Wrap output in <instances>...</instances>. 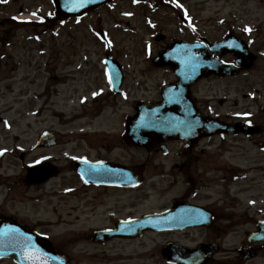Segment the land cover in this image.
I'll return each mask as SVG.
<instances>
[{"label":"rangeland","instance_id":"374dc122","mask_svg":"<svg viewBox=\"0 0 264 264\" xmlns=\"http://www.w3.org/2000/svg\"><path fill=\"white\" fill-rule=\"evenodd\" d=\"M167 1L171 2L174 8L167 5L158 6L155 14L147 16L149 8L145 5L140 6L131 17H127L122 13L131 12L130 3L119 0V3L93 14L79 24L73 21L63 24L56 29L59 36L52 40L48 37L49 31L45 32L44 26L16 23L12 20L20 16L19 14L30 17L31 11L42 13V10L45 7L48 9L50 5L48 0H1L0 2V116L6 117L9 125L7 129L6 124L0 122V152H7L4 153L5 158L0 159V165H2L1 173L5 171V175H14L5 176L8 181L2 180V182L16 186L15 191L26 196L29 192L25 190V183L22 181L27 164L37 160V155L49 154L52 151L60 152L55 153L60 155L61 159L57 165L63 169L59 178L39 184L41 186L38 187V191L32 192L34 195L37 194V197H34L36 201L29 205L18 203L17 206L24 213H27L24 208L26 207L31 210V215L39 216L41 229L56 238L57 244L70 257L71 264H169L161 252L163 245L169 240L194 248L202 240L210 237L211 232L203 229L188 230L182 234L173 231L149 232L141 238H114L105 244L92 240L94 227L111 226L117 219L142 216L144 213L159 210L179 194L180 187L172 190L164 189L166 184L160 182L161 167L156 168L151 165L145 168L146 182L144 181L145 184L136 189L80 188L81 190L74 196L69 192H62V189L68 185L80 184L74 177L76 173L72 171L71 156L74 153L92 160L121 159L122 163H131L133 159L134 164H141L146 158L155 159L156 161L153 162L155 164L161 158V154L150 155L145 149L137 147L131 151L121 144L119 135L122 130V112L114 108L112 103L108 107L107 102H100L97 114L101 108L104 111L106 107L110 114H118L116 135L110 137L98 133L91 135L89 139H84L85 135L78 136L72 133L78 131L80 126L69 125L66 130L64 129L66 127L64 121L68 117L77 113L83 116L85 111L94 108L93 103L89 106L82 104L83 97L68 99L69 95L75 96L73 94L76 92L73 93L75 87L72 83L65 82L64 78L67 74L79 73H74L75 77L71 79L78 80L75 84L79 85L80 90L88 84L84 82L86 80L96 81L104 92L108 90L105 83L99 80L102 74L94 75L97 71L85 67L80 71L74 70L78 68L76 64L85 62L92 64L91 69H96L105 55L104 43L97 41L92 34L93 25L100 30L104 27L108 30V40L112 43L109 46L110 51L126 68L128 86L134 90L132 95L134 100L144 96L154 98L158 96L157 82L162 79L163 73L162 70H154L150 65L151 61H146L148 55L145 54V43H149L154 55L166 44V41L155 39L158 34H164L169 39L185 35L189 30L182 26L183 10L188 8L189 15L194 19L193 23L212 39L222 38L228 31L244 36L252 43L251 48L258 56L254 67L245 75L231 80L203 81L200 85L204 92L200 97L208 98L210 104L223 114L241 116L246 112L257 116L256 120L264 123V111H262L264 110V0ZM109 11L113 13L112 18H108ZM50 48L54 49L55 55L50 61L52 64L48 65ZM42 52L48 53L42 54ZM67 62L74 64L68 66ZM32 63L33 66L30 65ZM39 63L43 64L40 65V69H36V64ZM49 67L52 70H48ZM89 73L91 74L88 76ZM36 94L40 97L38 98ZM130 103L127 104V110L124 112L133 111ZM38 110L40 112L37 117ZM55 112H63L66 117L61 118L53 114ZM106 124L107 120L103 118L99 126L105 127ZM47 128L65 131L67 136L60 135L58 144L53 148L28 151L22 160V149L32 147L35 138L41 136L43 130ZM240 141L243 143L242 155L228 153L238 149L232 146L231 138H227L222 148L216 147L214 152L208 154L209 165L198 167L199 171L212 169L206 177L211 186L210 194L214 201L220 200V204L227 207L224 211L232 217L234 224L232 231L236 232L225 240V248L228 252L229 249L245 242L244 232L254 229L255 219L264 218V213H261L264 212V156L258 154V150L250 141L246 139ZM218 142V139L214 141L216 144ZM117 144L120 145L117 147L119 150L115 148ZM66 154L69 156H64ZM132 154L134 156L130 157ZM235 164L250 168L251 172L250 170L248 173L245 170L231 171L228 165H232L235 169ZM181 177L182 174L179 175V178ZM222 177L225 178V182L219 183ZM228 180L234 182L231 183L230 194L227 193ZM251 180L256 181L252 187L249 185ZM239 182L246 183V187L238 186ZM96 202L98 206L95 205ZM90 203L94 204L92 211L83 213L84 204L89 207ZM110 210L113 211L116 219L112 218L113 215L109 216ZM105 216L108 220H105ZM222 254L234 256L235 253ZM217 259L220 264H225L222 258ZM235 264H264V253L251 262L237 261Z\"/></svg>","mask_w":264,"mask_h":264},{"label":"flooded vegetation","instance_id":"af4514ba","mask_svg":"<svg viewBox=\"0 0 264 264\" xmlns=\"http://www.w3.org/2000/svg\"><path fill=\"white\" fill-rule=\"evenodd\" d=\"M130 2H133L135 4L134 0H129ZM131 10L134 11V5H130ZM54 12V10H53ZM110 17H113V14L110 15ZM50 22L49 28H52L55 25H58L60 23H64V21L53 19L52 17H49L47 20ZM186 25H190L187 21H185ZM233 33L226 32L222 38L219 39H212L208 38L207 35L200 32L199 29L193 28L190 29V32L186 35V37H177V40L179 42H185L186 44L179 46L180 49H190L191 53L193 50H195L194 54L198 56L201 52L198 51V46L194 44H187L190 42H202V48L208 49L209 52H213L211 50V45L214 43H220L224 41V39ZM236 35V34H235ZM164 39L162 41H166V44L164 47H162L158 52L160 53L163 50H166L174 41L175 38L168 39L165 35ZM240 36V35H238ZM110 54L109 51L106 52V55ZM194 54L191 55L192 59L194 58ZM214 57L218 60L225 61L230 64H234L237 60L233 54H229L224 48L220 52L213 53ZM154 58L151 59L153 63ZM74 63L67 62L68 66H72ZM80 65V64H79ZM88 66H92V64H82V67L77 68V70H81L83 67L87 68ZM151 67L154 70H163L165 69V75L163 76L162 80L157 82V86L160 87L162 85H168L171 83L178 82V78L174 74V68L175 66H164V67H157L154 64L151 65ZM243 69V68H242ZM92 71H97L94 73L95 75H101L102 69L96 68L91 69ZM107 70V69H106ZM105 70V72H106ZM244 70V69H243ZM77 73V72H74ZM74 73H69L66 78H64L65 82L72 83V86L75 87L74 92H76L75 96L80 95V89L79 85L75 84L78 80L77 79H71V77H75ZM108 73V71H107ZM79 74V73H78ZM125 74V73H124ZM244 74V71H243ZM240 75V74H239ZM126 74L123 78L121 87L124 88L126 84L128 83L126 80ZM212 79H222L217 75H212L207 78L206 81L212 80ZM230 78H225L223 80H228ZM63 81V80H62ZM84 81V80H80ZM87 81L86 88L91 86L89 84V81ZM65 82H62V84H65ZM201 82L192 85L189 90L190 98L194 101V104H196L197 108L199 109V112L202 116L205 117H213L223 122H228L230 124H235L240 121H244L247 123H251L255 125L256 131L254 133L249 132H240V133H234V134H219V135H212L204 137L200 140H196L193 142H187L180 138H175L172 140H169L167 142H160L157 143L153 148H144L147 152L150 153V155H157L161 154V158L158 160V163L153 164L155 162V159L152 158H146L141 164L136 165L133 163V159L131 163H127L132 167L135 166H142L144 169L148 168L149 166H154L156 168L161 167V183L166 184L164 186V189L172 190L175 187H180L181 191H179V194L175 197L171 198L169 201V204L167 206H164L160 208L161 212H167L168 210L172 209L176 203V212L173 215L175 218V221L177 222H169L165 221L164 226H170L173 225L177 228L183 229L182 231H188L191 229H196L193 224L197 220V216L194 213V209H190L189 206L195 205L200 206L203 208L202 213L204 216L207 217V220L204 224L209 225H202L200 227H197V229L200 230H210V237H208L205 240H202L201 243L207 242L212 244H218V251L217 253L207 262V264H220V261L217 258H222L223 262L225 264L233 263L234 261L242 260L244 262H251L257 258H260L263 256L264 253V240L255 241L252 242L250 239L249 232L245 231V242L241 243L240 246L234 247L232 249H229L230 252L228 253H235V259H231L230 255H223L222 253H225V240L228 238L230 233V228L232 227L231 223V215H228L224 210H226L227 207L221 206L220 200L214 201L212 198L211 192V186H209V183L206 179L208 171H199L198 167L201 166H208V154L211 153V151L214 152V149L216 147L222 148L227 141V138H231V144H233V147H236L238 151L231 152L228 151L229 154L234 155H242V147L243 143L240 141L242 139H246L251 142V144L256 147L258 150V154L264 156V123H262L261 120H256L258 117H253V120L249 116H242L239 118V116L232 115V114H223L219 109H215L214 106H212L209 102V100H200V95L204 92L200 85ZM96 84V83H95ZM71 86V85H70ZM68 86V87H70ZM121 88V93L117 94L114 93V97L117 98L119 95L123 94ZM92 90L91 88L87 90V93H90ZM86 92V89L84 93ZM203 95V94H202ZM98 98H96L94 101H97ZM98 102H94L93 106L94 108L85 111V114L83 116L78 115L71 121H69L70 125H73L76 120L79 119L83 124L80 126L79 130L82 131V133H85V135H91L94 134L96 131L95 129H92V127H95V125L100 121V114L104 113L103 108L100 109L99 114L98 113ZM264 111V110H262ZM110 118H114V120L117 117V113H113L111 115H108ZM134 116V112L131 113H124L122 115L123 118V130L121 133V144L127 148H129L131 151H134V146L132 144H128L124 141L122 138L123 131L125 129V122L129 121ZM126 125V124H125ZM218 139L219 142L216 144L214 141ZM38 149V137L35 138V147L33 148V151H37ZM134 156L132 154L130 157ZM22 157V156H21ZM228 167H231V171H234L236 169H233L232 165H228ZM1 169V166H0ZM181 173L182 177L179 178V175ZM12 177V176H8ZM2 180H7L5 175L0 173V228L7 230V231H13L17 228L20 230L25 229L27 231H38L40 228H42L41 224L39 223L40 219L38 215H30L28 212L24 213L17 205L18 203H25L26 205H29L31 202H33L35 199L32 197H26L21 196V194H18V191H15L14 185H11L7 182H2ZM8 181V180H7ZM223 181V178L219 181L220 183ZM23 182V181H22ZM25 182V190L28 191L30 188L37 186V185H30V184H38L39 182H30L28 177L25 176L24 178ZM228 193V192H227ZM191 204V205H190ZM192 207V206H191ZM179 212H183V214H180ZM116 217V216H115ZM212 219V221H211ZM117 223V220L115 221V224ZM102 228V227H101ZM172 229V227H169ZM247 248V249H246ZM58 250V249H57ZM60 251V250H58ZM249 252L250 256H254V259H246V256L244 253ZM225 258V260H224ZM0 264H17L13 258H1Z\"/></svg>","mask_w":264,"mask_h":264},{"label":"water","instance_id":"95a60500","mask_svg":"<svg viewBox=\"0 0 264 264\" xmlns=\"http://www.w3.org/2000/svg\"><path fill=\"white\" fill-rule=\"evenodd\" d=\"M110 0H56V6L58 8V13L62 17H66V15H70L72 13H77V14H82L88 9H94L95 7L102 5L105 2H108ZM70 13V14H69ZM243 53L246 56L247 60V67H250L252 65V56L247 52V49L245 48L243 50ZM180 74V72H179ZM183 74V71L181 72ZM186 79V77H184ZM183 84L186 82L188 85L189 81L188 80H183ZM191 82V81H190ZM183 89V88H181ZM184 90V89H183ZM184 101V97H181L180 99L177 98L178 103H182L181 101ZM152 106V105H150ZM149 105H144L141 104L138 106L139 110V116L135 119L133 125L131 124V133L133 134L134 141L136 143H145V141L148 142L147 140V130L150 128L149 133L152 134V136L157 135L160 133L159 131H163L166 129L167 134L171 135H185L186 133L189 132H194L196 135H201L203 134L206 129L213 128L215 130L219 129V131H226L225 127L217 124V123H212L210 122L209 125L208 123H204L203 119H201L195 112L194 109L191 108L192 112L189 114H175V113H169L167 115V126L164 125L163 121L165 120H160L158 117H155V115L158 114V112H154L151 114H148V111H152L153 108H148L150 107ZM177 112V110H175ZM154 141H157L156 139L150 140L148 144L153 145ZM152 217L143 220L144 226L146 227H152V224L154 221L159 220V218L151 219ZM260 231L263 232L264 230L260 228ZM115 233H106V232H98L96 235L95 239L103 238V237H108V235H113ZM29 238L35 239L38 244H43L44 242L39 236H29ZM32 245V244H30ZM34 256L36 257L37 255H40V258L42 259L41 252L37 251V248L34 247ZM10 254V252H0V254ZM13 253V252H11ZM165 253V252H164ZM207 257V255H205ZM51 260L53 261L54 264L61 263L60 259L53 257L50 255ZM22 264H25L26 260L23 258ZM189 263V262H187Z\"/></svg>","mask_w":264,"mask_h":264},{"label":"bare ground","instance_id":"6f19581e","mask_svg":"<svg viewBox=\"0 0 264 264\" xmlns=\"http://www.w3.org/2000/svg\"><path fill=\"white\" fill-rule=\"evenodd\" d=\"M53 114H56V115H58L59 117H63L64 116V113L63 112H55V113H53ZM69 119H66L64 122H67ZM117 150H119V149H117Z\"/></svg>","mask_w":264,"mask_h":264},{"label":"snow or ice","instance_id":"6c2138e0","mask_svg":"<svg viewBox=\"0 0 264 264\" xmlns=\"http://www.w3.org/2000/svg\"><path fill=\"white\" fill-rule=\"evenodd\" d=\"M246 31H250V29H245Z\"/></svg>","mask_w":264,"mask_h":264}]
</instances>
